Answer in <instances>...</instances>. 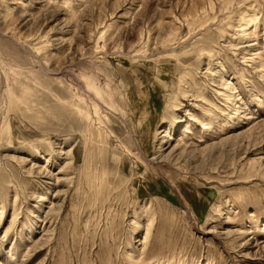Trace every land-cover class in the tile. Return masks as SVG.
<instances>
[{
  "label": "rangeland",
  "instance_id": "obj_1",
  "mask_svg": "<svg viewBox=\"0 0 264 264\" xmlns=\"http://www.w3.org/2000/svg\"><path fill=\"white\" fill-rule=\"evenodd\" d=\"M33 1L0 0V264H264V0Z\"/></svg>",
  "mask_w": 264,
  "mask_h": 264
},
{
  "label": "bare ground",
  "instance_id": "obj_2",
  "mask_svg": "<svg viewBox=\"0 0 264 264\" xmlns=\"http://www.w3.org/2000/svg\"><path fill=\"white\" fill-rule=\"evenodd\" d=\"M31 1V0H30ZM33 1V0H32ZM43 1V0H42ZM42 1H40V2H42ZM34 2V1H33ZM44 2H45V0H44ZM91 0H89V6H91V5H94V3H93V1L91 2ZM39 3V2H38ZM30 4V3H29ZM91 4V5H90ZM54 5H57L56 3L54 4ZM53 5V6H54ZM23 6V5H22ZM88 6V7H89ZM32 7V6H31ZM54 7H56V6H54ZM25 8V7H24ZM23 8V9H24ZM38 8V7H37ZM59 9H60V6L58 7ZM56 9V10H54L53 12H55V11H57L56 13H59V9ZM87 8V7H86ZM83 9H85V8H83ZM20 10H22V8L20 9ZM25 10V9H24ZM27 10V9H26ZM40 10V9H39ZM49 10V9H48ZM52 10H53V8H52ZM51 10V11H52ZM35 11V10H34ZM42 11V10H41ZM44 11H45V8H44ZM61 11H64V9L63 10H61ZM21 12V11H20ZM23 13H24V11H23ZM64 13H65V11H64ZM26 13H24V14H18L19 16H17L16 18V20L15 21H19L20 23L24 20V16L26 17V15H25ZM31 14V13H30ZM63 14V13H62ZM82 14V13H81ZM67 15V14H66ZM32 16V15H31ZM36 16V15H35ZM54 18H56L57 16H53ZM64 18V17H63ZM65 18H67V17H65ZM70 18V17H69ZM72 19V18H71ZM35 20H37V18H35ZM35 20H33V21H35ZM26 22V21H25ZM32 25V24H31ZM61 36V35H60ZM64 38V37H63ZM62 38V39H63ZM57 40V39H56ZM65 41V40H64ZM62 42V41H61ZM57 47V46H56ZM62 48V47H61ZM262 66V65H261ZM228 84H230V83H228ZM89 87H91L92 89H94V91H95V94L96 95H100V89H98L95 85H89ZM188 93L189 92H187V94L186 93H184V97H186L187 95H188ZM190 93H191V91H190ZM190 96H193L192 94H190ZM194 97H196V96H194ZM252 117V116H251ZM195 120H196V118H195ZM163 136H167V133H165ZM180 141V140H179ZM179 145H182L183 147V149H184V151L186 150V149H188V147L189 146H192L191 145V143H189V144H186V142H184V143H182L181 144V142H179ZM38 167V166H37ZM30 171L32 172V173H35V174H37V175H40V174H44V172L46 173V174H49V175H51V171L49 170V169H47V167L46 166H41V167H39V168H36V169H30ZM40 196L41 195H39V196H36V197H38V200H41V198H40ZM45 198V197H44ZM51 203V202H50Z\"/></svg>",
  "mask_w": 264,
  "mask_h": 264
}]
</instances>
